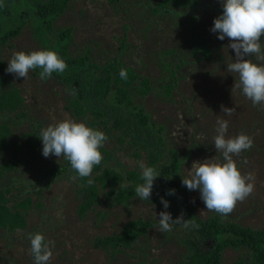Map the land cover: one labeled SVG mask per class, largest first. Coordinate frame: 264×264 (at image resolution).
<instances>
[{
    "label": "rangeland",
    "instance_id": "1",
    "mask_svg": "<svg viewBox=\"0 0 264 264\" xmlns=\"http://www.w3.org/2000/svg\"><path fill=\"white\" fill-rule=\"evenodd\" d=\"M149 1L152 6L159 5V14L142 9L140 0H72L58 23L74 29L73 49L89 48L92 61L101 65L121 58L140 76L135 85L139 89L148 85V94L139 95L136 103L165 129L169 143L181 153L180 196L196 217L205 219L216 212L207 211L199 190L189 191L182 186V176L189 175L194 162L213 158L222 161L213 142L217 119L229 122L227 137L243 133L253 138V147L233 158L242 174H254V191L238 201L229 215L222 216L226 221L259 230L264 227V110L254 107L240 89L232 92L238 76L228 72L227 65L234 62L235 51L228 48V38L221 41L217 38L219 33L210 31L214 19L223 12L222 2ZM261 43L264 45L262 38ZM40 50L27 27L3 49L2 59L7 69L13 53ZM249 59L256 62L255 56ZM172 70L178 71L171 75ZM5 75L10 81L8 87L19 90L24 99V107L12 118L24 114L27 117L8 122V133L3 131L0 190L10 192L6 198L11 207L24 203L19 210L29 217V224L25 231L16 234L7 235L0 229V264H34L27 235L37 232L44 235L46 242H55L50 264H181L185 247L176 226L169 232L158 230L159 213L165 211L160 203L162 196L151 202L137 198L128 207L100 196L82 220L75 182L68 175L52 183L44 180L45 170L60 163L61 158L44 157L41 147L28 151L40 139V130L65 119L91 125L87 119L73 118L66 109L67 93L55 81L41 80L33 76L32 70L27 79L6 70ZM169 84H174L171 91ZM221 105L235 108L236 112L227 116ZM93 129L108 138L103 128ZM103 148L113 153L114 163L121 162L127 170L141 172L140 162L147 166L145 154L135 156L114 139L108 138ZM21 156L25 159L23 164L2 169L4 163L13 159L22 161ZM162 188L158 189L168 186ZM174 206H170L173 213ZM179 216L178 213L172 218ZM135 220L151 221L153 227L131 248L119 254L96 248L99 238L120 234L128 222ZM243 258L246 249H227L223 262L231 264Z\"/></svg>",
    "mask_w": 264,
    "mask_h": 264
},
{
    "label": "trees",
    "instance_id": "2",
    "mask_svg": "<svg viewBox=\"0 0 264 264\" xmlns=\"http://www.w3.org/2000/svg\"><path fill=\"white\" fill-rule=\"evenodd\" d=\"M71 1L0 0V122H3L0 127V151L5 148L1 139L3 131L6 130L4 133H8V122L16 123L21 116L14 119L12 115L19 113L24 107V99L19 90L8 87L10 81L5 75L6 65L2 59V52L9 42L29 27L30 34L41 50L55 51L68 65L62 74L54 72L47 80L55 81L65 89L66 109L73 118L87 119L91 128L96 126L103 128L108 138L114 139L123 147H128L135 156L145 154L147 166L155 167L160 174L154 181L152 195L147 201L151 202L154 198L162 196L170 206L175 205L174 213L169 206L174 217L183 212L186 221L193 218L199 225L198 228L189 229L176 225L178 236L185 247L181 264H224L223 255L227 249H246V258L231 264H264V227L254 230L238 222L226 221L218 213L205 219L196 217L182 200L181 153L169 143L165 129L136 103L139 95L148 94V85L145 89H139L135 82L140 76L134 68L127 67L121 58L115 57L101 65L92 61L90 57L92 52L89 48L73 49L74 29L60 26L58 23ZM190 1L194 3L196 0ZM139 6L144 10L149 9L151 13L159 14L157 9L159 5L152 6L149 0H140ZM187 8H192V5H187ZM262 41L264 43V37ZM121 69L127 70V80L120 78ZM32 71L33 76L39 77L42 69L36 68ZM177 71L172 70L171 75ZM172 87L174 88V84L168 85L169 91ZM73 88L76 89L75 95L70 94ZM23 116L27 117L26 114ZM32 145L28 151L37 147H41L42 151L41 139H36ZM100 151L103 156L101 164L94 167L90 177H78L75 181L79 187L81 200L78 215L82 220L102 196L112 199L115 204L130 206L132 201L138 198L135 195V186L143 182L141 172L127 170L119 161L114 163L113 153L106 148L102 147ZM20 159L22 160L20 162L13 159L4 163L2 169L9 167L12 169L23 164L24 157L21 156ZM66 175L71 178L77 173L71 168L70 163L61 157L60 163L45 170L44 180H50L52 183ZM88 179L93 180L91 185L88 184ZM164 185L168 186V189L159 190L163 189ZM171 189L176 190L174 195L167 194ZM8 192L0 190V229L7 235L25 231L29 224V217L19 210L23 209L24 203L17 208L11 207L10 201L6 198ZM151 227H153L151 221L128 222L120 234L99 238L95 246L107 253L119 254L124 249L131 248Z\"/></svg>",
    "mask_w": 264,
    "mask_h": 264
},
{
    "label": "clouds",
    "instance_id": "3",
    "mask_svg": "<svg viewBox=\"0 0 264 264\" xmlns=\"http://www.w3.org/2000/svg\"><path fill=\"white\" fill-rule=\"evenodd\" d=\"M221 2L223 12L214 19V26L210 31L219 33L217 38L221 41L228 38L231 41L228 48L235 51L234 62L227 65V71L238 76L232 92L240 89L254 107L260 106L264 110V45L261 43V38L264 37V0ZM252 56H255L256 62L249 59ZM67 67L66 62L55 51H18L8 61L6 71L15 74L17 78L27 79L30 70L41 68L39 77L47 80L54 72L62 74ZM119 76L127 80V70L121 69ZM70 94L75 95L76 89L73 88ZM221 110L227 116L236 112L235 108L224 105H221ZM228 128L227 120L217 119L213 142L216 152L222 155V161L213 158L194 162L189 175L182 176V186H186L189 191L199 190L207 211H215L223 216L229 215L238 201H243L254 191V183L251 182L254 174H242L233 158L245 150H250L254 145L253 138L243 133L227 137ZM39 138L42 141L44 157L55 155L70 163L77 173L71 177L73 182L78 177H90L94 167L101 164L103 156L100 149L108 139L104 132L72 119L42 128ZM139 166L143 182L135 186V195L140 200H150L154 181L160 174L155 167L146 166L143 162ZM87 182L91 185L93 180L88 179ZM175 191L171 189L167 194L174 195ZM161 203L165 209L159 213L158 218V230L161 233L172 231L176 225L184 229L199 227L193 218L186 221L183 212L174 220L167 211L169 202L161 197ZM27 239L30 241L34 264H50L55 242H46L44 235L38 232L28 233Z\"/></svg>",
    "mask_w": 264,
    "mask_h": 264
}]
</instances>
